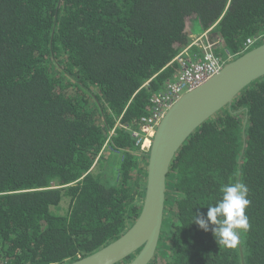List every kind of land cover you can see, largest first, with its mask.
<instances>
[{"label": "trees", "instance_id": "16d2710c", "mask_svg": "<svg viewBox=\"0 0 264 264\" xmlns=\"http://www.w3.org/2000/svg\"><path fill=\"white\" fill-rule=\"evenodd\" d=\"M208 30L240 56L264 42V0H0V264H66L133 225L149 156L134 131ZM236 182L251 228L227 248L192 219ZM166 197L164 264H264V77L185 142Z\"/></svg>", "mask_w": 264, "mask_h": 264}, {"label": "water", "instance_id": "95a60500", "mask_svg": "<svg viewBox=\"0 0 264 264\" xmlns=\"http://www.w3.org/2000/svg\"><path fill=\"white\" fill-rule=\"evenodd\" d=\"M262 77L264 42L226 63L205 82L184 92L163 116L153 136L146 192L136 221L104 247L66 264H149L160 242L168 175L177 153L205 122L231 106L245 88Z\"/></svg>", "mask_w": 264, "mask_h": 264}, {"label": "built area", "instance_id": "2783aa9c", "mask_svg": "<svg viewBox=\"0 0 264 264\" xmlns=\"http://www.w3.org/2000/svg\"><path fill=\"white\" fill-rule=\"evenodd\" d=\"M210 30L203 32L194 39L192 45L198 46L196 53L193 56L188 55L185 57L183 62L180 63L178 75L167 81V87L163 91L154 94L152 99L154 103L153 111L142 119L138 130L134 131L137 144L141 150L149 151L155 135L152 134L165 115L162 113V108L171 105L184 92L200 85L218 73L228 61L227 59L230 58V56L224 58L218 55L217 49L220 44H224V40L221 36L213 38ZM260 38L261 36L249 37L245 42L244 49H250ZM177 59L180 62V55Z\"/></svg>", "mask_w": 264, "mask_h": 264}, {"label": "clouds", "instance_id": "9594fccd", "mask_svg": "<svg viewBox=\"0 0 264 264\" xmlns=\"http://www.w3.org/2000/svg\"><path fill=\"white\" fill-rule=\"evenodd\" d=\"M248 194L249 189L242 182L225 185L221 199L208 206L206 216L197 212L192 222L206 232L210 230L219 245L235 248L240 243L241 232L251 228L246 215V209L251 203Z\"/></svg>", "mask_w": 264, "mask_h": 264}, {"label": "rangeland", "instance_id": "374dc122", "mask_svg": "<svg viewBox=\"0 0 264 264\" xmlns=\"http://www.w3.org/2000/svg\"><path fill=\"white\" fill-rule=\"evenodd\" d=\"M264 41V40H263ZM224 44H220L219 46V48H221L222 46H223ZM256 46V45H255ZM229 59H232V56H231V58H229ZM242 119H244L243 121L245 122L246 121V118H245V116L243 115L242 116ZM173 200H174V202H175V198H173ZM174 202H173V204H174ZM175 208V206H173V209ZM164 252H169V249H162L161 250V253L159 254V255H155V259H154V261H153V263L152 264H164L165 263V261L167 260V256H166V254L164 253Z\"/></svg>", "mask_w": 264, "mask_h": 264}, {"label": "bare ground", "instance_id": "6f19581e", "mask_svg": "<svg viewBox=\"0 0 264 264\" xmlns=\"http://www.w3.org/2000/svg\"><path fill=\"white\" fill-rule=\"evenodd\" d=\"M218 35H219V34H217V36H218ZM217 36H216V38H217ZM256 43H257V41H256ZM256 43H255V44H256ZM255 44H254L253 48L256 47ZM185 57H187V56H186V55H185V56H180V62H181V63L183 62V59H184ZM230 58H231V57H230ZM233 59H234L233 57H232V59H229V58H228V59H227L228 61H226V63H228L229 61H231V60H233ZM226 63H225V64H226ZM225 64H224V65H225ZM166 87H167V84H166ZM160 92H161V91H160ZM176 100H177V99H176ZM176 100H175V101H176ZM175 101H174V102H175ZM174 102H173V103H174ZM173 103H172L171 105L164 106V107L162 108V113H163V114H166L167 111L169 110V108L173 105ZM247 117H248V115H247ZM246 121H247V120H246ZM246 121H245V123H246ZM156 129H157V128H156ZM155 132H156V131H154L152 135H154ZM147 143H148V141H147ZM154 258H155V257H154ZM154 258L151 260V262H150L149 264H152V261L154 260Z\"/></svg>", "mask_w": 264, "mask_h": 264}, {"label": "crops", "instance_id": "0c3cea01", "mask_svg": "<svg viewBox=\"0 0 264 264\" xmlns=\"http://www.w3.org/2000/svg\"><path fill=\"white\" fill-rule=\"evenodd\" d=\"M202 33L203 32H200L199 34H196V35L192 36V38L197 37V36L201 35ZM197 50H198V46H196V45L192 46V47L188 48V50L185 51V55L186 56H188V55L193 56L196 53Z\"/></svg>", "mask_w": 264, "mask_h": 264}]
</instances>
